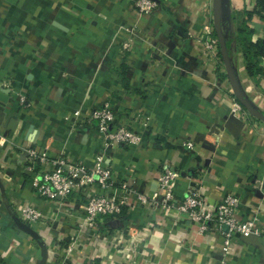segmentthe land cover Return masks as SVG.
Returning a JSON list of instances; mask_svg holds the SVG:
<instances>
[{"label": "crops", "instance_id": "1", "mask_svg": "<svg viewBox=\"0 0 264 264\" xmlns=\"http://www.w3.org/2000/svg\"><path fill=\"white\" fill-rule=\"evenodd\" d=\"M159 2L140 15L133 0H0V264H264L256 235L235 234L226 254L225 227L202 233L149 206L128 207L93 229L84 223L87 186L55 200L32 189L25 148L88 170L104 152L113 192L125 184L152 194L164 166L179 168L189 176L177 181L178 197L191 186L210 202L237 195V217H257L264 231V121L243 106L233 111L224 62L200 41L214 0ZM222 7L232 65L264 112V55L262 72L250 75L237 33L246 21L264 44V9L258 0H222ZM104 103L140 134L137 145L104 146L96 129L85 128L81 120ZM27 206L41 212L39 221L22 220Z\"/></svg>", "mask_w": 264, "mask_h": 264}, {"label": "built area", "instance_id": "2", "mask_svg": "<svg viewBox=\"0 0 264 264\" xmlns=\"http://www.w3.org/2000/svg\"><path fill=\"white\" fill-rule=\"evenodd\" d=\"M135 10L140 15H147L160 7L159 0H133ZM200 41L204 45L206 53L220 59V46L215 35L214 24L203 26ZM130 47L129 42L124 48ZM224 64V63H223ZM234 112H242V105L235 97ZM118 111L110 104L104 103L93 109L81 120L85 128L96 129L104 146H131L137 145L141 136L129 125L119 120ZM187 148H193V142L186 143ZM24 156L26 169L31 173L30 183L33 191L44 200L67 199L71 195L87 186L90 192L84 202V223L89 228H99L106 217H112L109 222L116 221L117 216L124 208L132 206H149L161 208L165 213H174L178 217L186 218L196 224L200 232H206L215 224L218 228L228 226L225 231L223 251L230 250L231 239L235 234L249 237L252 235L264 237V231L258 226L257 217L241 220L237 217L240 198L234 194H227L216 202H210L203 196L200 188L191 186L187 192L178 197L176 184L181 177H188L185 171L171 166H164L158 180V188L152 194H145L129 188L125 184L121 186L119 193L113 192L114 177L112 169L106 165V157L101 152L96 158L95 168L88 170L80 162L70 158L59 156L51 158L41 152L37 147L25 148ZM50 164L49 169H38L36 166ZM99 186L106 193L99 194L94 187ZM21 218L26 222H36L42 217L39 210L27 206L21 210ZM0 231V237H1ZM72 245L68 246L71 250Z\"/></svg>", "mask_w": 264, "mask_h": 264}, {"label": "water", "instance_id": "3", "mask_svg": "<svg viewBox=\"0 0 264 264\" xmlns=\"http://www.w3.org/2000/svg\"><path fill=\"white\" fill-rule=\"evenodd\" d=\"M222 15H223L222 0H214V19H213L214 30L219 41L220 53L223 58V62L226 68V75L232 86L233 93L236 99L238 100V102L244 107V109L251 116L257 118L258 120L264 121V112L256 108L246 97L238 80V77L236 75L235 68L232 65L231 58L227 48L226 39L222 31ZM224 227L226 228V230L228 229V226L225 225ZM253 236L255 235L249 237H245V236L242 237L249 239V238H253ZM255 237L264 240V237L261 236H255Z\"/></svg>", "mask_w": 264, "mask_h": 264}, {"label": "trees", "instance_id": "4", "mask_svg": "<svg viewBox=\"0 0 264 264\" xmlns=\"http://www.w3.org/2000/svg\"><path fill=\"white\" fill-rule=\"evenodd\" d=\"M258 7L260 9H264V0H258ZM251 15L252 13L250 12L248 13L247 17L249 18L251 17ZM253 32H254L253 29L246 24V21L243 22V24L238 28L237 31L238 38L243 47L246 67L250 75H254L259 72H262L261 68L259 67L258 61H259V57L264 55V44L259 40L254 41L252 39ZM219 56L221 61L223 62L221 53H219ZM125 209L126 208H124V210L117 216V218H122ZM110 219H112V217H106L104 223L109 222Z\"/></svg>", "mask_w": 264, "mask_h": 264}, {"label": "rangeland", "instance_id": "5", "mask_svg": "<svg viewBox=\"0 0 264 264\" xmlns=\"http://www.w3.org/2000/svg\"><path fill=\"white\" fill-rule=\"evenodd\" d=\"M125 44V42L123 43V45ZM124 47V46H123Z\"/></svg>", "mask_w": 264, "mask_h": 264}]
</instances>
